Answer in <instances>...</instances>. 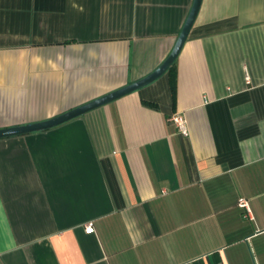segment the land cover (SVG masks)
<instances>
[{
    "label": "crops",
    "instance_id": "0c3cea01",
    "mask_svg": "<svg viewBox=\"0 0 264 264\" xmlns=\"http://www.w3.org/2000/svg\"><path fill=\"white\" fill-rule=\"evenodd\" d=\"M193 3L0 0V128L146 77ZM171 68L0 139V264H264V0H202Z\"/></svg>",
    "mask_w": 264,
    "mask_h": 264
},
{
    "label": "water",
    "instance_id": "95a60500",
    "mask_svg": "<svg viewBox=\"0 0 264 264\" xmlns=\"http://www.w3.org/2000/svg\"><path fill=\"white\" fill-rule=\"evenodd\" d=\"M202 0H194L191 12L185 22V25L182 29L181 34L179 35V38L170 53V55L166 58V60L152 73L147 75L146 77L133 82L129 85H126L118 90H115L109 94H106L100 98H97L87 104H84L82 106H79L71 111H68L66 113H63L57 117H54L52 119L37 122V123H31V124H24L14 127H8V128H0V139L10 138V137H17V136H23L27 134L32 133H38L42 131H46L49 129H53L55 127H58L60 125H63L73 119L79 118L81 116L86 115L87 113L94 111L96 109H99L111 102H114L118 99H121L127 95H130L132 93H135L158 79H160L163 75H165L170 68L174 65L175 61L177 60L178 56L180 55L187 38L195 24V21L197 19V16L199 14L200 8H201Z\"/></svg>",
    "mask_w": 264,
    "mask_h": 264
},
{
    "label": "built area",
    "instance_id": "2783aa9c",
    "mask_svg": "<svg viewBox=\"0 0 264 264\" xmlns=\"http://www.w3.org/2000/svg\"><path fill=\"white\" fill-rule=\"evenodd\" d=\"M171 121L177 126V128L179 129V131L181 132V134L183 136H188L189 135V130H188L186 122L184 120H182L179 116H173L171 118ZM241 206L243 208H246L249 211L248 204L246 202H241ZM86 232L88 234L94 233L93 224H89L86 227Z\"/></svg>",
    "mask_w": 264,
    "mask_h": 264
},
{
    "label": "trees",
    "instance_id": "16d2710c",
    "mask_svg": "<svg viewBox=\"0 0 264 264\" xmlns=\"http://www.w3.org/2000/svg\"><path fill=\"white\" fill-rule=\"evenodd\" d=\"M172 69V68H171Z\"/></svg>",
    "mask_w": 264,
    "mask_h": 264
}]
</instances>
